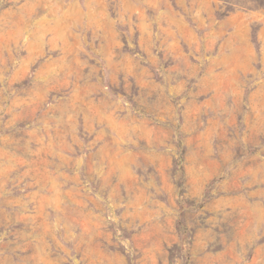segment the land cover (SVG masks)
I'll return each instance as SVG.
<instances>
[{"label": "rangeland", "instance_id": "obj_1", "mask_svg": "<svg viewBox=\"0 0 264 264\" xmlns=\"http://www.w3.org/2000/svg\"><path fill=\"white\" fill-rule=\"evenodd\" d=\"M0 264H264V9L0 0Z\"/></svg>", "mask_w": 264, "mask_h": 264}, {"label": "trees", "instance_id": "obj_2", "mask_svg": "<svg viewBox=\"0 0 264 264\" xmlns=\"http://www.w3.org/2000/svg\"><path fill=\"white\" fill-rule=\"evenodd\" d=\"M230 8H234V6L245 8L252 7L254 9L263 8L264 9V0H220ZM246 5V6H244Z\"/></svg>", "mask_w": 264, "mask_h": 264}]
</instances>
